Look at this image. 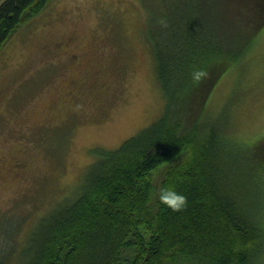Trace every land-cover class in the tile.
I'll use <instances>...</instances> for the list:
<instances>
[{
	"label": "trees",
	"instance_id": "1",
	"mask_svg": "<svg viewBox=\"0 0 264 264\" xmlns=\"http://www.w3.org/2000/svg\"><path fill=\"white\" fill-rule=\"evenodd\" d=\"M48 1L0 0V51ZM160 3L163 32L151 42L158 82L181 107L205 87L200 107L264 26V0ZM194 67L206 69L198 82ZM170 107L117 148H98L75 196L53 203L15 247L0 245V264H15V256L16 264H261L264 141L238 151L217 125L173 122ZM166 185L186 196L185 206L160 200Z\"/></svg>",
	"mask_w": 264,
	"mask_h": 264
},
{
	"label": "rangeland",
	"instance_id": "2",
	"mask_svg": "<svg viewBox=\"0 0 264 264\" xmlns=\"http://www.w3.org/2000/svg\"><path fill=\"white\" fill-rule=\"evenodd\" d=\"M159 8L160 0H49L5 43L0 245L23 241L53 203L75 196L98 148H117L161 118L170 103L173 122L185 129L197 121L205 130L217 125L238 151L251 153L264 141V26L200 107L205 87L181 107L165 97L157 79L151 42L161 31ZM253 28L239 27L249 34ZM257 178L264 231V171Z\"/></svg>",
	"mask_w": 264,
	"mask_h": 264
},
{
	"label": "clouds",
	"instance_id": "3",
	"mask_svg": "<svg viewBox=\"0 0 264 264\" xmlns=\"http://www.w3.org/2000/svg\"><path fill=\"white\" fill-rule=\"evenodd\" d=\"M206 75V69L194 67L192 70L193 82H198ZM160 200L173 210H178L186 204V196L173 185H166L160 189Z\"/></svg>",
	"mask_w": 264,
	"mask_h": 264
}]
</instances>
